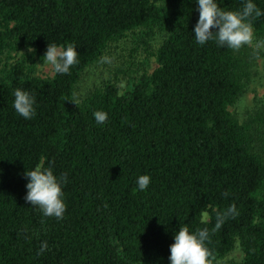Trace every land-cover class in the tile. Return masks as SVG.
I'll return each instance as SVG.
<instances>
[{
  "label": "trees",
  "instance_id": "1",
  "mask_svg": "<svg viewBox=\"0 0 264 264\" xmlns=\"http://www.w3.org/2000/svg\"><path fill=\"white\" fill-rule=\"evenodd\" d=\"M246 2L217 0L233 11ZM198 20V0H0V264H171L181 227L210 230L213 264H264V100L241 121L228 109L254 52L197 43ZM252 25L264 40V15ZM129 36V62L145 50L153 70L76 98L85 68ZM49 44L74 45L69 74H35ZM17 88L35 97L31 119L14 109ZM37 165L67 176L63 219L25 200ZM233 204L239 214L211 232L215 210ZM236 245L240 260L217 261Z\"/></svg>",
  "mask_w": 264,
  "mask_h": 264
},
{
  "label": "clouds",
  "instance_id": "2",
  "mask_svg": "<svg viewBox=\"0 0 264 264\" xmlns=\"http://www.w3.org/2000/svg\"><path fill=\"white\" fill-rule=\"evenodd\" d=\"M199 20L194 28L197 43L203 45L209 40H215L218 46H227L233 50H240L244 46L259 50L264 48V40H256L252 20L264 15L252 0H247L241 10H224L217 0H198ZM215 29V31H214ZM29 51L35 50L31 47ZM78 52L74 45L68 44L66 48L49 44L43 63L51 65L53 72L69 74L72 66L78 64ZM14 109L25 119L35 116V97L28 91L17 88L14 91ZM78 105L77 100H71ZM95 120L103 124L107 120V113L96 111ZM25 175L29 178L25 200L31 205L38 206L45 217L63 219L66 204L63 200L62 182L67 181L66 174L58 178L51 167L44 168L37 165L33 170H27ZM151 183L149 175H140L137 179L139 190H146ZM225 197L228 195L224 193ZM216 211V223L211 232L218 231L228 217L237 216L235 204L225 211ZM208 212L201 213V223H209ZM210 239V230L205 227L190 232L187 227L179 228L175 241L170 247L171 264H213L214 256L206 247ZM48 248L47 241L42 242L40 254Z\"/></svg>",
  "mask_w": 264,
  "mask_h": 264
},
{
  "label": "rangeland",
  "instance_id": "3",
  "mask_svg": "<svg viewBox=\"0 0 264 264\" xmlns=\"http://www.w3.org/2000/svg\"><path fill=\"white\" fill-rule=\"evenodd\" d=\"M130 38L131 36L128 39L111 43L97 61L85 68L75 85L76 98L84 96L90 89L108 80H116L118 87L122 90L125 87L128 74L136 76L137 73L145 70L148 73L153 70L156 63L145 50L137 56L134 63L129 62L130 42H133ZM246 47L248 51L254 52V57L251 59L250 77L237 101L228 107L229 111L235 114L240 121L252 112L256 103L264 100V48L254 50L251 47ZM22 51L20 50L19 53ZM122 67L124 71H118ZM34 69L35 74L41 77L53 74L51 65L43 63V59L35 61ZM242 255L241 249L236 245L225 257L217 261L221 263H223L222 260L237 261L241 259Z\"/></svg>",
  "mask_w": 264,
  "mask_h": 264
}]
</instances>
